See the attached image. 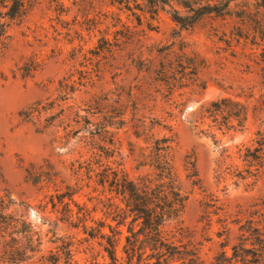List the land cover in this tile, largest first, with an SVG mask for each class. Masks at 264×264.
Here are the masks:
<instances>
[{"label": "rangeland", "instance_id": "374dc122", "mask_svg": "<svg viewBox=\"0 0 264 264\" xmlns=\"http://www.w3.org/2000/svg\"><path fill=\"white\" fill-rule=\"evenodd\" d=\"M3 1L0 249L32 264L27 234L46 258L51 229L70 243V264H112L97 232L111 236L124 203L101 180L153 186L155 147L168 139L187 196L169 242L197 248L205 264L231 256L239 226L264 218V170L251 177L239 157L264 135L261 0H30L14 21ZM60 196L87 231L63 222ZM225 218L237 222L228 237ZM128 224L117 264H127Z\"/></svg>", "mask_w": 264, "mask_h": 264}, {"label": "trees", "instance_id": "16d2710c", "mask_svg": "<svg viewBox=\"0 0 264 264\" xmlns=\"http://www.w3.org/2000/svg\"><path fill=\"white\" fill-rule=\"evenodd\" d=\"M3 4L7 9V19L14 21L25 16L30 0H4ZM260 5L264 9V0H261ZM8 27V22H0V42L6 37ZM168 143V139H162L160 144L155 147V164L153 167L158 174L156 184L153 186L150 182L149 184L144 181L135 183L124 176L120 179L115 176L109 182L105 180L107 178L101 180L103 185L107 183L109 187H112L115 194L121 197V202L124 203V208L117 206L113 211L119 221L114 229L108 226L111 236L101 233L100 229L97 232L99 238L106 242L104 249L112 264L118 263L116 248L119 237L122 235L118 228L125 226L127 220H129L128 235L124 237L125 244L123 246L127 264H150L151 259H155L152 264H162V262L168 264V262L174 261H181V264H205L197 248L193 247L182 251L173 242H169L175 236L171 234L167 238L168 234H165L167 225L172 222H179L187 200V196L180 190L173 174L172 148ZM255 143L256 146L253 149H247V153L239 156L247 166L254 168V173H249L251 177H256L261 170H264V135L257 133ZM242 179L246 180L247 178ZM60 197L61 200L58 203L64 209L63 222L76 226L77 223H74L75 218L83 223L84 230L87 231L85 213L82 212V218L74 217L69 204L63 202V196ZM51 205L53 208L56 206L54 202ZM256 217L258 218L257 221L250 219L244 225L239 226V243L232 247L231 256H227L226 252L223 251L215 257L214 264H264V218L262 215ZM113 220L115 221V218ZM219 221L223 229L222 232L228 237L229 225L232 223L237 224V222H227V218ZM50 225L53 226L54 223ZM48 233H51L48 241L55 245V252L50 251L46 258L43 256L37 257L39 250L37 245L34 244V235L27 234L26 237L29 240L32 253L29 259L33 260L32 264H58L61 261L64 264H70L73 258L70 243L55 237L51 229ZM15 251L17 250L14 248L2 246L0 258L6 259L8 257V259L13 260V263L20 264L21 261L14 258ZM146 260L147 262H144Z\"/></svg>", "mask_w": 264, "mask_h": 264}]
</instances>
